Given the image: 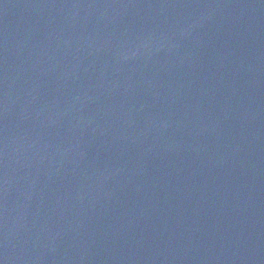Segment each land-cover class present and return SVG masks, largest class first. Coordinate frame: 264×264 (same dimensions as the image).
Returning a JSON list of instances; mask_svg holds the SVG:
<instances>
[{
    "label": "water",
    "instance_id": "obj_1",
    "mask_svg": "<svg viewBox=\"0 0 264 264\" xmlns=\"http://www.w3.org/2000/svg\"><path fill=\"white\" fill-rule=\"evenodd\" d=\"M0 264H264V0H0Z\"/></svg>",
    "mask_w": 264,
    "mask_h": 264
}]
</instances>
